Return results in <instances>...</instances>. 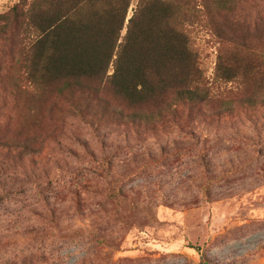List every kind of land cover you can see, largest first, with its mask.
<instances>
[{"label":"rangeland","instance_id":"rangeland-1","mask_svg":"<svg viewBox=\"0 0 264 264\" xmlns=\"http://www.w3.org/2000/svg\"><path fill=\"white\" fill-rule=\"evenodd\" d=\"M193 30L211 96L169 100L149 126L95 128L63 102L50 112L0 91V264H199L196 247L215 264H264V105L246 100L264 62L216 80L217 39L205 21Z\"/></svg>","mask_w":264,"mask_h":264},{"label":"trees","instance_id":"trees-1","mask_svg":"<svg viewBox=\"0 0 264 264\" xmlns=\"http://www.w3.org/2000/svg\"><path fill=\"white\" fill-rule=\"evenodd\" d=\"M198 1L19 0L0 12V91L25 96L23 105L49 102L50 112L63 102L93 126L113 118L149 126L169 100L205 103L212 91L193 25L205 21L217 39L216 80L248 79L250 59L264 62V0ZM254 40L263 43L259 52ZM257 68L262 77L246 100L264 105V69ZM10 144L32 154L28 142ZM196 249L199 264H215Z\"/></svg>","mask_w":264,"mask_h":264}]
</instances>
